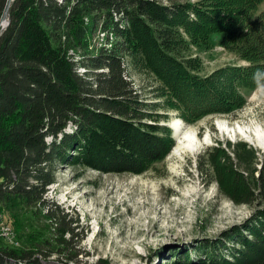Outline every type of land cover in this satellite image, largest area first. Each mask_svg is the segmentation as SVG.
Masks as SVG:
<instances>
[{
    "label": "trees",
    "instance_id": "obj_1",
    "mask_svg": "<svg viewBox=\"0 0 264 264\" xmlns=\"http://www.w3.org/2000/svg\"><path fill=\"white\" fill-rule=\"evenodd\" d=\"M5 3L0 0V18ZM173 4L159 0L14 1L10 25L0 36V211L11 212L18 221L14 210L20 205L41 204L48 218H56L45 194L55 182L57 161H73L102 172L140 173L168 156L176 142L173 131L143 110L145 103L125 63L129 54L138 52L140 63L158 77L170 108L189 124L244 107L245 91L264 85L254 79L255 73L264 71V0ZM99 31L104 44L94 51L93 37ZM187 33L191 37L199 33L197 40L220 36L221 43L239 48L248 62L202 74L192 60L179 55L187 49L186 38L191 40ZM71 52L82 57L77 60ZM79 67L88 71L83 75ZM218 148L208 151L207 160L214 166ZM230 167L236 179L231 198L264 203V161L257 178L249 163L245 169ZM257 217H261L257 227L250 224L241 239L242 248L224 247V243L213 245L212 251L210 245L204 247L210 264H264V213ZM257 217L253 220L258 221ZM59 223L60 246L80 240L75 232L77 220L65 228L63 221ZM37 249L0 246V264H22L21 260L50 264L43 259L47 253ZM225 250L231 252L230 258L222 256Z\"/></svg>",
    "mask_w": 264,
    "mask_h": 264
},
{
    "label": "rangeland",
    "instance_id": "obj_2",
    "mask_svg": "<svg viewBox=\"0 0 264 264\" xmlns=\"http://www.w3.org/2000/svg\"><path fill=\"white\" fill-rule=\"evenodd\" d=\"M159 1L169 6L197 4V0ZM197 35L191 37L187 33L191 40L186 38L187 49L179 55L192 60L202 74L210 75L227 64L248 62L241 57L239 48L221 43L220 36L197 40ZM110 37L116 40L115 35ZM104 39V34L97 32L93 37L94 51L104 44ZM74 54L77 60L82 57ZM137 58L138 52L129 54L125 63L133 87L142 104L145 103L143 110L151 119L160 118L159 123L169 126L173 120L182 119L176 109L170 108L169 97L158 77ZM155 64L163 66L159 62ZM87 71L79 67L78 72L84 75ZM245 96V106L230 114L206 115L191 124L182 119L185 130L191 129L199 139L209 135L210 142L194 153L185 150L175 153V140L168 156L145 172H102L73 161H57L55 182L47 187L45 194L56 218H48L41 204L20 205L14 210L18 221L11 212L2 210L0 220L8 223L13 240L2 239L0 246L42 249L47 253L43 259L50 264H66L65 258L69 256L75 261L67 264H210L211 259L203 254L207 245L210 251L220 243L224 247L241 246L250 224L257 227L261 218L257 216L264 213V203L237 202L231 198L236 179L230 173V166L245 169L249 163L253 175L248 174L257 178L264 161V147L240 136L232 139L224 135L218 122L264 126V85L247 89ZM68 131H72V126ZM216 147L219 151L214 156L218 163L214 166L207 158L208 151ZM63 216H67L66 220ZM57 219L63 221L64 228L75 225L73 221L77 220L79 228L75 232L80 240L75 238L68 246H60ZM64 237L70 239L68 234ZM36 254L42 258L41 252ZM222 256L230 258L231 252L225 250Z\"/></svg>",
    "mask_w": 264,
    "mask_h": 264
},
{
    "label": "bare ground",
    "instance_id": "obj_3",
    "mask_svg": "<svg viewBox=\"0 0 264 264\" xmlns=\"http://www.w3.org/2000/svg\"><path fill=\"white\" fill-rule=\"evenodd\" d=\"M173 129L175 130L177 145L174 150L175 153L181 151H190L194 153L202 148L205 144L210 142L211 137L207 135L204 139H199L194 131L184 128L182 119H175L171 122ZM218 125L224 135H228L230 138L243 137L247 141L252 142L254 145L264 147V126L255 125L254 127L237 124L231 126L221 121ZM10 233V227H8ZM12 232V231H11ZM11 235V233H10ZM0 238L6 240V234L0 232Z\"/></svg>",
    "mask_w": 264,
    "mask_h": 264
},
{
    "label": "built area",
    "instance_id": "obj_4",
    "mask_svg": "<svg viewBox=\"0 0 264 264\" xmlns=\"http://www.w3.org/2000/svg\"><path fill=\"white\" fill-rule=\"evenodd\" d=\"M15 0H5V9L2 13V16L0 18V36L3 34V32L8 28L10 25V9L13 5ZM0 232L3 234H6V241H11L13 240V237L9 233L8 229V223L7 222H2L0 220Z\"/></svg>",
    "mask_w": 264,
    "mask_h": 264
},
{
    "label": "clouds",
    "instance_id": "obj_5",
    "mask_svg": "<svg viewBox=\"0 0 264 264\" xmlns=\"http://www.w3.org/2000/svg\"><path fill=\"white\" fill-rule=\"evenodd\" d=\"M254 79L258 81H264V71H258L254 74Z\"/></svg>",
    "mask_w": 264,
    "mask_h": 264
},
{
    "label": "water",
    "instance_id": "obj_6",
    "mask_svg": "<svg viewBox=\"0 0 264 264\" xmlns=\"http://www.w3.org/2000/svg\"><path fill=\"white\" fill-rule=\"evenodd\" d=\"M65 259H67V260H66V264L69 263V261H75L74 258H73V259H72V258L69 259V258L67 257V258H65Z\"/></svg>",
    "mask_w": 264,
    "mask_h": 264
}]
</instances>
